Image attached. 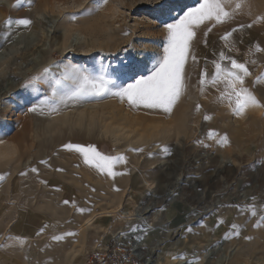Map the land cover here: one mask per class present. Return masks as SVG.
<instances>
[{"label":"rangeland","instance_id":"obj_1","mask_svg":"<svg viewBox=\"0 0 264 264\" xmlns=\"http://www.w3.org/2000/svg\"><path fill=\"white\" fill-rule=\"evenodd\" d=\"M199 2L0 1V264H86L126 227L146 238L137 258L150 264H264V0H226L230 18L195 29L184 89L170 112L125 98L116 102L122 111L113 106L101 120L70 127L62 110L72 114L84 102L103 105L118 96L64 99L72 80L57 86L62 77L50 78L64 64L114 81L115 93L151 75L165 54L166 26ZM97 17L99 43L72 40ZM25 18L27 27L5 24ZM66 29L70 40L62 47ZM233 60L248 69L243 87L259 101L241 114L226 73L213 82L216 65L232 70ZM69 144L122 157L117 174L86 163ZM116 195L124 216L98 218L102 228H88L86 246L67 257L79 212L100 211Z\"/></svg>","mask_w":264,"mask_h":264},{"label":"snow or ice","instance_id":"obj_2","mask_svg":"<svg viewBox=\"0 0 264 264\" xmlns=\"http://www.w3.org/2000/svg\"><path fill=\"white\" fill-rule=\"evenodd\" d=\"M29 2L31 3V0ZM103 2L106 3L107 0H103ZM225 2L226 0H201L198 6L188 9L176 22L168 24L166 26L168 36L167 46L164 49L165 54L154 68L152 74L137 79L134 83L120 88L115 93H112L109 87L110 84H114V81L105 79L102 75L93 77L87 74V70L82 71L79 68H73L70 72H66L62 79L55 81V84L59 86L65 80H72L75 87L66 94L64 99L75 100L89 96L101 97L115 94L121 99L126 98L128 103L134 107L143 105L147 108H162L164 111L170 112L184 89V67L189 56L190 42L195 37V29L206 21L215 20L220 23L230 18L231 14L225 10ZM240 7L241 4L237 3L236 8L239 9ZM85 11L88 12L89 9H85ZM70 15L72 19L76 18L75 14ZM5 24L9 29L13 24L27 27L31 24V20L25 18L13 21L9 19ZM216 68L217 75L213 82L221 77V73H226V88L231 89L230 97L235 96L234 111L237 114L243 113L249 106H257L259 104L257 98L247 88L243 87L244 77L249 75L248 69L244 64L233 60L231 61L232 70L221 69L220 65H216ZM44 71L47 73L48 69ZM237 84L240 85L239 89H237ZM53 94L55 95V89H53ZM35 110V108L32 109V111ZM65 147L70 150L75 149L82 154L86 163L93 165L101 172H107L113 176L117 174L113 171V166L123 160L122 157L103 155L94 146L85 147L69 144ZM248 207L251 208V214L256 216L257 208L255 203ZM232 227L235 229L238 226L233 225ZM236 235H239L238 231ZM53 239L59 240L62 237L56 236ZM173 258L177 257L174 256ZM179 258L184 259L183 254ZM188 264H196V262L193 260L189 261Z\"/></svg>","mask_w":264,"mask_h":264},{"label":"bare ground","instance_id":"obj_3","mask_svg":"<svg viewBox=\"0 0 264 264\" xmlns=\"http://www.w3.org/2000/svg\"><path fill=\"white\" fill-rule=\"evenodd\" d=\"M1 1V0H0ZM102 21L99 20V18L97 17L94 18L92 21L90 22H87L86 24L83 25V28L82 29H79L77 31V35L78 37L76 38H72V40H84V42L82 43L83 45L85 44L84 47H87V45H96L97 43H99V39L100 37H95L94 33L100 28V26L102 25L101 24ZM104 28V27H103ZM64 40L62 41V47H66L69 43V40H70V35H68L69 31L66 29L64 30ZM99 31V30H98ZM101 31V29H100ZM80 35V36H79ZM17 38L21 37L23 39V36L24 34L22 33H19L18 35H16ZM87 36H89V38L87 39ZM97 36V35H96ZM86 40H88L86 42ZM103 42H105L103 40ZM90 43V44H89ZM87 44V45H86ZM99 45V44H98ZM64 49V48H62ZM85 51H89L88 48H85ZM69 67V66H68ZM67 65H62L61 66V69H57L55 70V72L53 71V73L51 72L50 73V78L51 80H55L58 76L60 77H63L65 75L66 72H70V70H68ZM40 69V68H39ZM73 69V68H71ZM81 69V68H80ZM70 79L68 80H65L64 83L67 84L69 82ZM122 99L118 96L117 98L115 99H111V100H108L106 103H104L103 105H100V104H97L95 102H84V103H80L81 104V108L79 110H76L74 111L75 113L72 112V114H69V110L67 112V110H62L61 112V121L62 123H65V122H68L70 123V127L71 126V123L73 124H82V121L83 120H86L87 121V124H91L94 120H95V117L98 119V120H101L103 119V115L105 113L106 110H109L110 108H113V106H116L118 108L121 109V111L123 110V107L120 106V105H117V101H121ZM82 101V100H81ZM80 102V101H79ZM122 104V103H121ZM79 107V105H78ZM66 109V108H65ZM127 110V109H126ZM127 112V111H126ZM131 115V114H130ZM56 118V117H54ZM58 118V117H57ZM136 118V117H135ZM53 119V118H52ZM59 120V119H57ZM105 120V119H104ZM54 121V120H53ZM109 122H107L108 124ZM49 126H50V123H48ZM86 124V125H87ZM103 125L104 122H102ZM75 125V126H76ZM83 125V124H82ZM74 126V125H73ZM79 126V125H78ZM81 126V125H80ZM108 126V125H107ZM105 126L106 129H108L109 127ZM87 127V126H86ZM102 129L104 128L101 127ZM139 134V133H137ZM121 196V195H120ZM119 195H116L117 197V202L115 203H112L111 205H108L106 206L105 208H102L100 211L97 210V211H91V212H79L78 216H77V221L75 223L76 227L74 229L75 233H76V240H72L69 248H66V255L67 257L69 256H74L76 253H78L82 248H84L87 244V235H86V230L90 227H94L96 229V231L98 232L103 224L101 223H96V220L98 218H102V217H110V216H113L114 215V212L117 211V212H123L121 210L122 206L120 205L119 203ZM125 213V212H124ZM122 214V213H121ZM120 214V215H121ZM123 215V214H122ZM122 215L120 216L121 220L123 219L122 218ZM124 216V215H123ZM115 217V215H114ZM119 217V216H118ZM121 229V228H120ZM95 231V230H94ZM144 241H146V238L143 237ZM141 240V243L143 245V242ZM93 243V242H92ZM91 244V242H90ZM96 244H93L92 246H95ZM102 246V245H101ZM104 246V245H103ZM167 251L165 252H162L164 253V256L167 255L166 257H169V254H166ZM164 257V259L166 258ZM160 258H163V257H160ZM162 260V259H161ZM71 261V259H70ZM154 262V261H153ZM67 263V262H66ZM161 262H158L157 264H160ZM155 264V263H154Z\"/></svg>","mask_w":264,"mask_h":264},{"label":"built area","instance_id":"obj_4","mask_svg":"<svg viewBox=\"0 0 264 264\" xmlns=\"http://www.w3.org/2000/svg\"><path fill=\"white\" fill-rule=\"evenodd\" d=\"M132 229L116 230L110 244L91 251L86 264H150L149 259L137 258V252H142L146 246L141 243L140 232Z\"/></svg>","mask_w":264,"mask_h":264},{"label":"crops","instance_id":"obj_5","mask_svg":"<svg viewBox=\"0 0 264 264\" xmlns=\"http://www.w3.org/2000/svg\"><path fill=\"white\" fill-rule=\"evenodd\" d=\"M104 244H105V243H104ZM95 246H96V245H95ZM95 246H94V247H95ZM100 247H101V246H100Z\"/></svg>","mask_w":264,"mask_h":264}]
</instances>
